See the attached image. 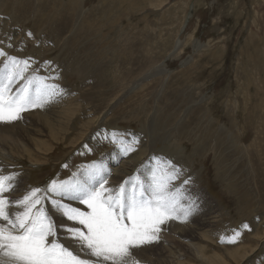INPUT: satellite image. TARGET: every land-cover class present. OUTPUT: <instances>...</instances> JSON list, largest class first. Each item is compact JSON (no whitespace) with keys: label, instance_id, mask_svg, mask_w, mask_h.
<instances>
[{"label":"rangeland","instance_id":"1","mask_svg":"<svg viewBox=\"0 0 264 264\" xmlns=\"http://www.w3.org/2000/svg\"><path fill=\"white\" fill-rule=\"evenodd\" d=\"M131 1L0 0V28H6L8 32V35L0 33V53H3L0 55V68L9 58L27 61L28 69L24 76L38 77L51 87L53 95L47 98H54L50 103L55 106L54 111H60L57 113L59 117L47 122L51 125L38 124L32 111L35 108L43 114L44 100V104L20 113L19 123L13 125L12 130L8 128L12 123L7 126L9 135L4 134L5 129L0 126V156H4L0 160V168L10 176L21 177L20 183L12 182L21 191L17 194L19 197L32 189H41L39 195L47 199L38 207L44 206L51 214L48 203L49 198L54 197L44 190L53 182L75 181L77 175L82 177L93 165L102 167L105 173L111 172V175L124 160L128 162L136 154L141 157L137 168L130 165L131 168L123 171L128 175H120L125 180L121 179L119 184L115 182L118 185L111 186L112 179L110 181L104 176L108 180L106 186L113 189H118L134 176L147 181L152 174L151 168L155 170L165 164L173 165L179 174L172 182L173 191L179 189L177 198L180 204L194 211L202 208L203 214L208 216L204 218L209 225L202 232L198 231L200 235L205 232L207 236H203L202 241L210 242L209 248L208 243L206 245L208 249L202 248L206 259L217 253L219 246L222 247V243L229 239L226 241L229 244L224 245L228 250L240 249L241 244L247 248L242 247L246 248L244 254H232L224 260L219 258L221 264H264V182H260L264 178L248 169L252 160L253 170L255 167L264 173V0ZM180 14L187 17L182 30ZM46 28H62L57 33L58 47L49 34L43 37ZM179 42V52L172 53L176 51L173 46ZM64 43H67L65 47ZM61 48L64 54L59 57ZM23 84L24 81L14 82L13 91L19 90ZM174 110L177 111L165 121V113ZM191 111L193 115L188 117ZM139 112L141 115L138 116ZM28 113L32 116L28 121L38 124L40 148L27 144L19 134L16 135L19 125L26 126ZM184 113H187L185 123L178 125ZM126 115L128 118L124 119ZM204 116L215 124L216 134L207 132L201 141L191 140L194 136L190 137L192 131L187 126L199 125ZM46 117L43 116L44 119ZM154 122V127L157 122L164 130L158 132L157 128L153 129ZM169 122L173 123L170 127L167 125ZM178 126L180 132L185 130L187 133L180 134ZM131 134H135L136 140ZM211 134L214 135L210 138ZM96 135L104 137L91 143ZM217 137L219 145L215 144ZM170 140L181 144L184 152L181 158L171 155L175 153L172 147L159 152L161 148L169 147ZM124 142L126 147L122 145ZM4 143L8 148H1ZM201 144L215 145L216 148L199 154L193 149ZM129 145L132 149L125 151ZM229 147L231 152L225 151V156L229 157L231 164L225 174L228 168L223 165L225 158L223 162L216 157ZM118 148L121 154L115 159ZM141 166L146 169L141 170ZM0 176L8 175L0 172ZM246 176L248 183H245ZM226 177L231 182H227ZM198 193L204 195L211 207L207 206L208 203H199L201 197L196 198ZM71 201L68 197L61 199V203L67 205ZM10 206L18 209L15 204ZM80 209L86 210V207ZM180 215L183 213L176 218ZM50 216L58 226L57 238L65 247L83 259L96 260L79 241L68 238L70 234L61 227L67 225L86 231L83 226L66 218ZM176 218L174 222L181 226V221H176ZM190 220L193 218L186 219L187 225L192 223ZM170 224L168 221L160 225L157 243L154 241L151 245H143V248H132L125 264H155L156 258L157 262L160 257L164 259V256H158L160 243L168 245L174 252L169 258L171 264H201L200 258L196 259L195 254L189 251V242L175 239L178 237L172 234L174 226L171 228ZM185 233L189 237V231L183 230L182 234ZM243 236L249 242L241 241ZM233 237L235 242H232ZM193 243L200 241L194 238ZM146 245L152 246L155 254L143 251L148 247ZM218 263V259L212 261V264ZM0 264H7L5 258L0 257Z\"/></svg>","mask_w":264,"mask_h":264},{"label":"snow or ice","instance_id":"2","mask_svg":"<svg viewBox=\"0 0 264 264\" xmlns=\"http://www.w3.org/2000/svg\"><path fill=\"white\" fill-rule=\"evenodd\" d=\"M27 69V61L15 58H9L0 68V121L19 119L20 113L39 106L51 95L43 80L24 76ZM17 80L24 81L23 87L13 91ZM104 176V169L93 165L79 180L53 182L44 190L53 197H68L86 207L81 210L61 200H51L67 220L86 229L61 226L70 234L68 238L79 241L95 261L81 258L59 241L54 220L45 208L38 207L47 199L39 195L41 189H32L22 198L9 201L3 194L13 190L15 178L0 176V221L5 222L0 224V257L7 264H125L132 248L158 238L159 226L166 220L179 213L188 214L189 209L177 198L179 189L173 191L172 181L178 178L173 165L153 170L147 181L130 177L118 189L107 187ZM10 204L22 206L23 210L10 214Z\"/></svg>","mask_w":264,"mask_h":264},{"label":"bare ground","instance_id":"3","mask_svg":"<svg viewBox=\"0 0 264 264\" xmlns=\"http://www.w3.org/2000/svg\"><path fill=\"white\" fill-rule=\"evenodd\" d=\"M133 1V0H132ZM132 1H131V3H132ZM150 1V0H149ZM187 1V0H186ZM141 2V1H140ZM156 2V1H155ZM156 3H159V2H156ZM161 3V2H160ZM1 4V3H0ZM41 4V3H40ZM151 5H152V1H151ZM168 5V4H167ZM1 6V5H0ZM152 11V10H151ZM194 11V10H193ZM15 12H16V10H15ZM14 15H15V13H14ZM17 15V14H16ZM181 15V14H180ZM154 16V15H153ZM182 16V15H181ZM143 17V16H142ZM187 18V17H186ZM186 18H184L183 16L179 19V21H180V25H181V30L183 29V27H184V25H185V21L187 20ZM257 18V17H256ZM15 19V18H14ZM20 20H21V18H20ZM145 22V21H144ZM141 23V22H140ZM179 25V26H180ZM252 28V27H251ZM47 29V31H44L42 34H43V37H46V34H49V36H51V38H53L54 40H55V46L56 47H58V45H59V40H57V33H60V30L62 29V28H46ZM40 31H42V30H40ZM64 31V30H63ZM5 33V34H7L8 35V32H7V30H6V28H0V33ZM53 36V37H52ZM6 37V36H5ZM72 39V38H71ZM181 42V41H180ZM180 42H179V44H177V45H175V46H173V49H175L176 51H173L172 53H176V52H179V50H180ZM52 43H54V42H52ZM171 43V42H170ZM65 44H67V43H64V47H65ZM120 45V44H119ZM28 46V45H27ZM63 46V45H62ZM78 46V45H77ZM22 47L23 46H21L20 48L22 49ZM56 47L54 48V49H56ZM67 47V46H66ZM243 47V46H242ZM26 48V47H25ZM153 48V47H152ZM54 49H52V50H54ZM119 49V48H118ZM196 49V48H195ZM23 50V49H22ZM21 50V51H22ZM51 50V51H52ZM63 48H61V52H59V54H58V56L60 57V55H63L64 53H63ZM41 51V50H40ZM34 53H35V51H34ZM145 53V52H144ZM150 53V52H149ZM156 54V53H155ZM252 54V53H251ZM18 55V54H17ZM19 55H20V53H19ZM25 55V54H24ZM219 55V54H218ZM241 55V54H240ZM33 57V56H32ZM256 57V56H255ZM30 59H32V58H30ZM243 59V58H242ZM245 62V61H244ZM158 63V62H157ZM99 68V67H98ZM98 71V70H97ZM167 71V70H166ZM165 75V74H164ZM151 81V80H150ZM44 82V81H43ZM19 86V85H18ZM172 88V87H171ZM177 88V87H176ZM50 90H51V87H50ZM52 91V90H51ZM169 92V91H168ZM52 94V93H51ZM71 94V93H70ZM53 95V94H52ZM55 97H56V95H55ZM73 97V96H72ZM75 97V96H74ZM161 97V96H160ZM54 99V98H53ZM53 99L51 98H45V102H46V104H45V111L43 112V114L42 113H40V112H38L35 108H34V110L32 111V113L34 114V116L35 117H37V122H38V124H41V123H47V122H49V120H51V118H54V117H59V116H57V113H59V112H56V111H54V109H55V106H53V103H50V102H53ZM56 99V98H55ZM63 99V98H62ZM66 99V98H65ZM233 99V98H232ZM60 100V99H59ZM64 100V99H63ZM55 101V100H54ZM44 104V103H43ZM42 104V105H43ZM57 104V103H56ZM63 104V103H62ZM65 104V103H64ZM44 106V105H43ZM57 106V105H56ZM209 107V106H208ZM33 108V107H32ZM58 109H59V106L57 107ZM56 108V109H57ZM124 108V107H123ZM122 108V109H123ZM38 109V108H37ZM60 110V109H59ZM163 110H165V109H163ZM177 110H174L173 112H166L165 114V116H166V119H165V121H168L169 120V117L170 116H172V114L173 113H175ZM25 112V111H24ZM85 112V111H84ZM120 112H121V110H120ZM129 113H131V111H128ZM182 112V111H181ZM181 112H180V114H181ZM192 112V113H191ZM191 112H189L188 113V117L189 116H191V115H193V111H191ZM141 112H139V113H137V115L139 116V115H141L140 114ZM158 113V112H157ZM162 114H163V111L161 112ZM205 113V115H208V112L207 111H205L204 112ZM121 114V113H120ZM123 114V113H122ZM186 114L187 113H184L183 115V117L181 118V122H179L178 123V125H181V123H183L184 121H185V116H186ZM164 115V114H163ZM43 116L45 117V116H47L45 119L43 118ZM155 116V115H154ZM115 117V116H114ZM113 117V118H114ZM121 117V116H120ZM158 117V116H157ZM29 118H32V116H31V114L30 113H28V115H27V120H26V126H22V125H19L18 126V132H17V134L16 135H18L19 134V137L20 138H22V139H24L25 140V142L27 143V144H33L34 146H36L37 148H40L39 146H40V144L38 143V136H40L39 134H40V131L38 130V124L37 125H35V123L33 124V123H31L30 121H28V120H30ZM77 118V117H76ZM110 118V117H109ZM124 118V117H123ZM126 118H128L127 117V115H126V117L124 118V119H126ZM165 118V117H164ZM121 119V118H120ZM157 119V118H156ZM159 119V118H158ZM175 118H173V120H174ZM201 123L200 122H198L199 123V125H197V124H195V125H192V126H187L191 131H192V135H190V137L191 136H194L191 140H194V138L195 139H198V140H200L201 141V139H202V136H204V135H206V133L208 132H210V133H215L216 134V132H217V127L216 126H214L215 124H212V121L210 120V119H208L207 120V117H201ZM77 120H79V118L77 119ZM154 120V119H153ZM187 120V119H186ZM53 121V120H52ZM73 121V120H72ZM112 121V120H111ZM211 121V122H210ZM90 122V121H89ZM150 122V121H149ZM158 122V121H157ZM156 122V126L154 127V124H155V122L153 123V125H152V128L154 129H158V132L160 131V129H161V131H162V125H160L159 123H157ZM177 122V121H176ZM251 122V121H250ZM12 123V125H10L8 128L10 129V130H12V126L13 125H16L17 123H19V122H17V120H14V121H0V126H1V128H3V129H5V131L3 132L4 134H7V135H9V132H8V128H7V126L9 125V124H11ZM58 123H59V121H58ZM74 123H75V120H74ZM114 123V122H113ZM185 123V122H184ZM207 123V124H206ZM48 125L50 124L51 125V123H47ZM47 124H45V126L47 125ZM60 124H62V123H60ZM88 124V123H87ZM161 124H162V122H161ZM171 124L173 125V123H168L167 125L170 127L171 126ZM210 124H212V125H210ZM183 126H184V124H182ZM186 125V124H185ZM71 126V125H70ZM73 126V125H72ZM71 126V127H72ZM163 126H166V125H163ZM100 127V126H99ZM159 127H161V128H159ZM173 127V126H172ZM181 127V126H180ZM0 128V129H1ZM73 128V127H72ZM71 128V129H72ZM115 128V127H114ZM182 128V127H181ZM62 129V128H61ZM111 129V128H110ZM149 129H150V127H149ZM178 129H179V126H178ZM184 128H182V130H183ZM48 130H49V127H48ZM73 130V129H72ZM164 130V129H163ZM233 130V129H232ZM238 130V129H237ZM1 131V130H0ZM47 131V130H46ZM45 131V132H46ZM51 131V130H50ZM57 131V130H56ZM111 131V130H110ZM179 132H180V129H179ZM179 132H178V134H179ZM182 132V131H181ZM181 132H180V134H181ZM184 133L186 132L185 130L183 131ZM182 132V133H183ZM52 133V131L50 132V134ZM74 133V132H73ZM76 133V132H75ZM106 133V132H105ZM145 133H146V131H145ZM175 133H176V131H175ZM174 133V134H175ZM187 133V132H186ZM220 132H218L217 134H219ZM102 134V133H101ZM112 134V133H111ZM143 134H144V132H143ZM157 134V133H156ZM159 134V133H158ZM177 134V133H176ZM85 135V134H84ZM130 135V134H129ZM134 135L135 134H131V137L132 138H134V140H136L135 138H136V136L134 137ZM154 135V134H153ZM184 135V134H183ZM183 135H181V136H183ZM187 135V134H186ZM213 135L214 134H211V136H210V138L211 137H213ZM15 136V135H14ZM179 136V135H178ZM68 137V136H67ZM85 137V136H84ZM103 137L104 136H101V135H96L95 136V138L93 139V141H91V143H94V142H98L97 140L99 139V138H101V139H103ZM154 137V136H153ZM168 137V136H167ZM177 137V136H176ZM186 137V136H185ZM215 137H216V135H215ZM225 137V136H224ZM228 137V136H227ZM233 137V136H232ZM46 138H48V137H46ZM151 138V137H150ZM162 138V137H161ZM182 138V137H181ZM207 138V137H206ZM69 139V138H68ZM110 139V138H109ZM138 139V138H137ZM149 139V138H148ZM171 139V138H170ZM177 139V138H176ZM222 139V138H221ZM230 139H232L231 137H230ZM240 139V138H239ZM153 140V139H152ZM155 140V139H154ZM159 140H160V138H159ZM167 140V139H166ZM53 141V140H52ZM165 141V140H164ZM69 141H67V143H68ZM134 142V141H133ZM141 142V141H140ZM177 142H179V141H177ZM177 142H173L172 143V141L170 140V142H169V147L168 148H161L160 150H159V152L160 153H162L164 150H166V151H168L169 150V148L170 147H172L174 150H173V152L175 151V153H172L171 155L172 156H176V157H178V158H181L183 155H182V153H184L183 152V149H182V147H181V144L180 143H177ZM100 143V142H99ZM136 143V142H135ZM153 143H154V141H153ZM160 143H161V141H160ZM221 143V142H220ZM6 143H4L2 146H1V148H8V146L7 145H5ZM64 144H65V142H64ZM126 144V142H124L122 145L124 146ZM134 144V143H133ZM143 144H145V143H143ZM215 144H218L219 145V137H217L216 138V143ZM224 144H225V141H224V143H223V146H224ZM24 145V144H23ZM98 145V144H97ZM92 146V145H91ZM94 146V145H93ZM130 146V145H129ZM145 146V145H144ZM164 146V145H163ZM221 146V145H220ZM222 146V147H223ZM226 146V145H225ZM224 146V147H225ZM35 147V148H36ZM124 147H126V146H124ZM218 147V146H217ZM9 148H11V147H9ZM160 148V147H159ZM195 149H193L194 151H197L199 154H201V152H203V153H205L206 151H210V150H213V149H215L216 147H215V145H211V144H201V146L199 147V146H195L194 147ZM69 149H71V148H69ZM129 149H132V147L130 146L129 147ZM146 149V148H145ZM9 150V149H8ZM11 150V149H10ZM34 150V149H33ZM118 150H119V152L118 151H116V153H115V155H114V158L116 159L117 157H118V155L119 154H121V151H120V149L118 148ZM172 150V149H171ZM218 150V149H217ZM220 150V149H219ZM234 150V149H233ZM12 151V150H11ZM231 152L230 151V147L228 148V149H225L223 152H222V154H220V155H218L216 158L218 159V160H220V159H224L225 160V162H224V160H223V162H224V166H226V167H228L227 169H226V171H225V174L228 172V169H229V167H230V162H229V157H227V156H225V154H226V152ZM246 157H247V159H248V147L246 148ZM139 151H137V153H138ZM171 152V151H170ZM217 152H219V151H217ZM141 154H142V152H140ZM139 153V154H140ZM144 153V152H143ZM167 153V152H166ZM2 154V153H1ZM13 154H15V153H13ZM17 154V153H16ZM133 154V153H132ZM214 154H216V153H214ZM144 155V154H143ZM165 155V154H164ZM28 156V155H27ZM136 156V157H135ZM225 156V157H224ZM232 157H233V155H231ZM124 157V156H123ZM171 157V156H170ZM130 158H132V159H130ZM129 159H130V161L128 160V162H126L125 160H124V162H120L121 163V165L119 166V168H117L115 171H112L113 173V176H112V185L111 186H116V185H118L119 184V182H120V180L122 179H124V178H122V177H125L126 175H128V174H126L125 175V173L123 172V171H125V169L127 170V168L128 167H130V165H135V166H133L134 168L137 166V163L138 162H140L139 160H140V156H138L137 154L136 155H134V156H131ZM185 158V157H184ZM2 159H4V156H3V154L0 156V160L2 161ZM142 160V159H141ZM180 160V159H179ZM182 160H183V158H182ZM186 160V159H185ZM157 162H159V161H157ZM156 162V163H157ZM161 162V161H160ZM251 163H249L250 164V167L248 168L249 169V171H254V173H255V175H257V172L260 174V175H262L263 176V178H264V173H262V172H260V170H258V168H255L254 167V170H253V167H252V160L250 161ZM180 163V162H179ZM158 164V163H157ZM161 164V163H160ZM248 164V163H247ZM139 165V164H138ZM186 165V164H185ZM4 166V165H3ZM195 166V165H194ZM5 167V166H4ZM138 167V166H137ZM136 167V168H137ZM142 167V166H141ZM157 167V166H156ZM131 168V167H130ZM109 169H111V168H109ZM129 169V168H128ZM144 169H146V167H142L141 168V170H144ZM131 170V169H130ZM129 170V171H130ZM154 169L153 168H151V170H150V172L152 173V171H153ZM118 171H119V173H118ZM132 172V171H131ZM202 173V172H201ZM84 174V173H83ZM114 174H115V176H114ZM120 175L122 176V177H120ZM140 175H143L142 173H140ZM179 175V174H178ZM14 176V180H13V183H20L21 182V177H19V176H17V175H13ZM149 177V176H148ZM111 179H110V181H111ZM226 179H228V181L227 182H231V179L230 178H228V177H226ZM125 180V179H124ZM182 180V179H181ZM115 182H118V184H116ZM173 182V181H172ZM189 182V181H188ZM260 182L261 183H263L264 182V179H261L260 180ZM110 183V182H109ZM245 183H248V176H246L245 177ZM179 185V184H178ZM226 185L227 186H230L231 185V183H226ZM21 186H22V184H21ZM110 186V185H109ZM120 186V185H119ZM250 188V187H249ZM199 190H200V188H199ZM198 191V190H197ZM21 191H20V189H18L17 188V185H16V189L12 192V191H10V194L11 195H5V196H8V198L10 197V199L12 200V201H16V200H18V199H20L21 197H19L17 194H19ZM246 192V191H245ZM205 193V192H204ZM199 194V195H198ZM198 194H196V198H199V196L201 197V198H199L200 200H199V203H201L202 204V202H203V205H206L207 203H208V205L207 206H210L211 207V203L207 200H205L206 198L204 197V195H201L200 193H198ZM205 194H207V193H205ZM229 194V193H228ZM185 196V195H184ZM50 197V196H49ZM180 198V197H179ZM256 200H257V198H256ZM196 201V200H195ZM45 203V202H44ZM48 203V202H47ZM183 204V203H182ZM213 204V203H212ZM48 205V204H47ZM46 205V206H47ZM194 206V205H193ZM44 207V206H43ZM214 207V206H213ZM15 208V207H14ZM83 208V207H82ZM190 208V207H189ZM194 208V207H193ZM201 208V207H200ZM16 209V208H15ZM202 209V208H201ZM199 210V211H194V210H189L188 211V214L185 216L184 214L183 215H180V216H178L177 218H176V221H181V223H182V225L181 226H179L178 224H176V222H174L175 221V219H168V220H166L165 221V223H167L168 221H170L171 222V228H172V226H174L173 228H174V231L170 228L169 230H172L171 232H172V234H174V235H176V237H178V238H175V239H181L182 241H184V240H186L187 242H189L188 243V248H189V251L193 254H195V258L196 259H198V258H200V260L202 261V263L201 264H212V261L214 260V259H218V261H219V263L218 264H221L220 262H222L221 261V259L223 258V260H224V257H226V256H229V257H231V255L232 256H234V255H236V254H244V252H245V249L247 248L246 246H244L243 244H241L240 246H239V248L240 249H236L235 251H230V250H228L225 246H227L226 244H229V243H227L226 241H229V239H226V241L224 242V243H222V247L221 246H219V248H218V252L217 253H215V254H212L211 256H210V258L207 260L206 259V257H205V255H203V254H205V253H203V249L202 248H207L206 247V245H207V243H206V239L205 240H201L202 238H203V236H206V235H204V233L205 232H203L202 233V235H200L199 233H198V231H201L202 232V229L204 228V227H206V225H209L208 224V221H207V219H205L204 217H206L207 216V214H203V212H202V210ZM245 209V208H244ZM16 210H23V208H22V206L21 207H18V209H16ZM49 210V209H48ZM208 212H209V210H208ZM206 213V212H205ZM214 213V212H213ZM209 215H210V213H209ZM193 218V221H191L192 223H190V225L188 224H186V223H188V221H186V219L187 218ZM208 217V216H207ZM209 220V219H208ZM262 220V219H261ZM259 221H260V219H259ZM1 222V221H0ZM175 223V224H174ZM180 223V222H179ZM180 223V224H181ZM56 224V223H55ZM72 224V223H71ZM164 224V223H163ZM186 224V225H185ZM215 224V223H214ZM261 223L259 222V225H260ZM67 226V225H66ZM65 226V227H66ZM160 227V230H161V226H159ZM215 227V226H214ZM164 229H162V231H163ZM183 230H185L186 232L187 231H189V237H186V233L183 235L182 234V232H183ZM211 230V229H210ZM248 231V230H247ZM250 232V231H249ZM210 233H212V232H210ZM158 234V233H157ZM213 234V233H212ZM211 234V235H212ZM201 236V237H200ZM210 236V235H209ZM207 237V236H206ZM212 237V236H211ZM194 238H196L197 240H199L200 241V243H197V244H194L193 242H194ZM240 238V237H239ZM244 238V236L242 237V240L241 241H244V242H249L247 239H243ZM255 238V237H254ZM174 239V238H173ZM174 239V240H175ZM166 240V239H165ZM223 240H225L224 238H223ZM168 241V240H167ZM65 242V241H64ZM155 242L157 243V241L155 240ZM161 242V241H160ZM163 242V241H162ZM165 242V241H164ZM235 242V241H234ZM153 243H154V241H153ZM166 243V242H165ZM164 243V244H165ZM80 244V243H79ZM149 244V243H148ZM159 244V243H158ZM174 244V243H173ZM209 244H210V242L208 243V248H209ZM150 245H151V243H150ZM160 245L161 246H159V248H161L160 249V251L158 252L160 255H158V256H164V259H160L159 258V261L157 262V258H156V263L155 264H171L170 263V260H169V258H170V255L172 254V253H174V252H171L170 251V248L171 247H168V245H163V244H161L160 243ZM144 246H145V244H144ZM146 246H148L147 248H145L144 247V249H142L143 251H145L146 253L147 252H150V253H154V251H153V249H152V246H149V245H146ZM173 246V245H172ZM175 246H177V245H175ZM201 246V247H200ZM140 247H142L143 248V245L142 246H140ZM242 247H246V248H242ZM136 248H138V247H136ZM185 248V247H184ZM207 248V249H208ZM141 249V248H140ZM186 249H187V247H186ZM214 249V248H213ZM136 251V250H135ZM209 251V250H208ZM210 251H212V250H210ZM85 252V251H84ZM132 252V251H131ZM156 252V251H155ZM183 252V251H182ZM220 252H222V254L220 253ZM76 253V252H75ZM86 253V252H85ZM136 253V252H135ZM155 254V253H154ZM189 254V253H188ZM175 255V254H174ZM182 255H184V254H182ZM254 255V254H253ZM89 256V255H88ZM172 256V255H171ZM152 257V256H151ZM228 257V258H229ZM244 257V256H243ZM251 257V256H250ZM173 258V257H172ZM174 258H175V256H174ZM193 258V257H192ZM219 258H221L220 260H219ZM227 258V257H226ZM210 259H212V261L210 260ZM244 259H245V257H244ZM249 259V258H248ZM256 259V258H255ZM128 260V259H127ZM131 260V259H130ZM186 260H188V259H186ZM242 260V259H241ZM250 260V259H249ZM248 260V261H249ZM190 261V260H189ZM193 261V260H192ZM216 261V260H215ZM130 262V261H129ZM183 262V261H182ZM188 262V261H187ZM186 262V263H187ZM195 262V261H194ZM234 262V261H233ZM154 263V262H153ZM176 263V262H175ZM191 263V262H190ZM215 263V262H214ZM127 264V263H126ZM129 264V263H128ZM172 264H173V262H172ZM180 264V263H179ZM182 264V263H181ZM184 264V263H183ZM196 264V263H195Z\"/></svg>","mask_w":264,"mask_h":264}]
</instances>
